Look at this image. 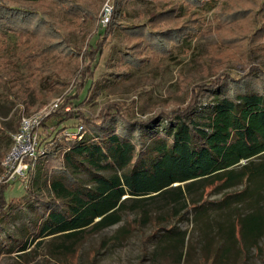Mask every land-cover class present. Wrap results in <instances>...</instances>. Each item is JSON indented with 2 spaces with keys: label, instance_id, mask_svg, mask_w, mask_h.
Wrapping results in <instances>:
<instances>
[{
  "label": "rangeland",
  "instance_id": "1",
  "mask_svg": "<svg viewBox=\"0 0 264 264\" xmlns=\"http://www.w3.org/2000/svg\"><path fill=\"white\" fill-rule=\"evenodd\" d=\"M64 2L68 7L80 5L88 14L83 13L84 18L65 16L67 26L61 32L73 38L75 47L71 51L64 44L59 47L60 55L47 59L54 67L48 78H35L16 56V36L9 35L6 42H0V55L11 59L15 83L11 90L5 83L0 84V161L12 144L20 116L55 100L60 106L66 98L64 110L97 122L108 105L116 107L130 122L158 120L162 111L186 107L194 92L204 86H216L222 75L242 82H259L253 73L264 71V0H203L200 4L186 0ZM45 4L51 7L50 18L57 20L54 8L59 9L63 2L45 0ZM115 7L119 13L109 27ZM139 24L156 33L176 29V36L149 38L148 34L129 32ZM104 26L108 32L105 38L100 36L98 52L90 55L88 49L95 46ZM85 63H91V67L86 81L80 84L74 72L82 71ZM55 120H47L48 129L38 138L40 147L46 141V133L52 135L61 127ZM63 124L79 126L78 119ZM71 130H63L65 139V131ZM46 162L39 161L24 177L9 181L4 191L5 207H0V264H204L200 261L201 247L211 252L222 249L227 220L264 205V178H258L228 188L209 187L203 203L196 208L187 206L179 214L157 197L141 202L128 200L120 220L101 230L88 227L74 236L47 232L32 238L27 222H37V203L26 190L42 195L41 201L51 198L43 169L48 173L53 168L45 169ZM3 174L0 167V181ZM77 176L83 182L88 178L82 171ZM245 186L257 192L251 197L242 195L237 201L231 196L228 202H219ZM141 207L148 209L147 217ZM170 226L172 230H168ZM172 231L184 232L185 258L180 262L161 248L168 242L164 235ZM23 242L26 248L20 250ZM259 244L263 250L252 249L243 264H264V236ZM241 258L238 261H243ZM216 264L235 263L229 257Z\"/></svg>",
  "mask_w": 264,
  "mask_h": 264
},
{
  "label": "trees",
  "instance_id": "2",
  "mask_svg": "<svg viewBox=\"0 0 264 264\" xmlns=\"http://www.w3.org/2000/svg\"><path fill=\"white\" fill-rule=\"evenodd\" d=\"M64 1L61 0L64 7L54 8V20L45 0H0V42H6L9 35L16 36L15 54L35 78H48L54 67L46 61L60 55L59 47L67 44L69 50H74L73 38L64 34L65 16L79 18L88 14L80 5L68 7ZM186 1L200 4L203 0ZM112 10L109 27L119 13L117 7ZM130 29L132 34H148L149 38L176 36V29L156 33L140 24ZM106 32L108 27L104 26L95 46L88 49L90 55L98 52L100 36L105 38ZM10 65V57L0 55V84L5 83L9 90L15 84ZM90 67L91 63H85L82 71L75 70L80 84L86 81ZM256 72L252 77L259 82H242L222 75L216 86H204L194 92L186 107L162 111L158 120L130 122L116 107L108 105L97 122L64 110V98L59 108L40 124V132L44 133L47 120L55 117L61 127L54 134L45 135V149L37 159V163L48 161L45 169L53 168L48 173L43 169L51 198L41 201L42 195L26 190L37 203L39 223L27 222L32 238L47 232L74 236L88 227L101 230L120 220L128 200L141 202L157 197L179 214L187 206L196 208L203 203L209 187L228 188L264 178V71ZM69 119H78V125L86 130L80 139L64 138L65 128L77 127L63 124ZM80 171L88 174L86 182L77 176ZM8 184L0 181V207ZM255 192L245 186L219 202L226 203L231 196L237 201L242 195L251 197ZM141 212L148 216L145 207H141ZM223 234L225 243L221 250L211 252L201 247L200 261L204 264H216L229 257L235 264H243L252 249L262 251L259 241L264 236V205L227 220ZM163 239L168 240L165 246L161 245L163 251L167 250L177 262L184 260V232L172 231ZM25 248L23 242L20 250Z\"/></svg>",
  "mask_w": 264,
  "mask_h": 264
},
{
  "label": "built area",
  "instance_id": "3",
  "mask_svg": "<svg viewBox=\"0 0 264 264\" xmlns=\"http://www.w3.org/2000/svg\"><path fill=\"white\" fill-rule=\"evenodd\" d=\"M58 107V101L55 100L49 106L29 114L23 113L20 116L18 128L12 136V144L0 161V166L4 170L2 180L9 182L18 177H24L37 163L38 157L45 149V143L40 147L38 142V138L42 134L40 124ZM65 132L66 139H80L83 127L79 125L74 130Z\"/></svg>",
  "mask_w": 264,
  "mask_h": 264
}]
</instances>
